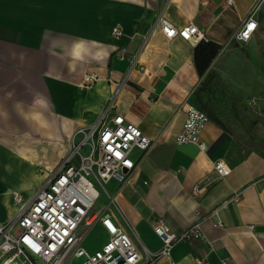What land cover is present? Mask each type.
<instances>
[{
  "label": "crops",
  "instance_id": "0c3cea01",
  "mask_svg": "<svg viewBox=\"0 0 264 264\" xmlns=\"http://www.w3.org/2000/svg\"><path fill=\"white\" fill-rule=\"evenodd\" d=\"M253 3L0 0V222L17 212L16 193L28 201L43 184L47 175L41 180L35 171L39 157L56 144L70 147L76 130L94 124L122 84L115 112L139 126L152 145L132 152L137 168L110 209L120 226L147 256L162 248L154 231L159 220L181 233L201 221L204 237L176 244L158 264H264V158L213 119L201 135L206 152L174 142L186 107L197 106L200 85ZM160 14L179 28L195 23L204 37L165 39ZM116 26L122 37L113 35ZM141 48L142 68H132ZM86 75L99 78L91 90L82 87ZM31 116H49V122ZM219 159L231 172L211 181ZM109 189L115 193L119 184L112 181ZM96 229L106 240L102 227Z\"/></svg>",
  "mask_w": 264,
  "mask_h": 264
},
{
  "label": "built area",
  "instance_id": "2783aa9c",
  "mask_svg": "<svg viewBox=\"0 0 264 264\" xmlns=\"http://www.w3.org/2000/svg\"><path fill=\"white\" fill-rule=\"evenodd\" d=\"M171 1L168 0V3ZM226 2L231 5L233 0ZM262 22L264 0H254L230 42L251 41ZM157 24L167 40L196 42L204 37L193 22L179 28L160 14ZM249 25L254 27L249 29ZM113 35L122 37L124 31L116 26ZM149 38L151 36L145 41ZM142 48L132 56V68H142L139 63ZM120 54L126 56L127 49L123 47ZM98 79L96 75H86L84 82L95 83ZM122 87L119 84L114 88L94 124L76 130L68 153L47 175L35 195L26 201L15 194L19 206L17 212L10 219L0 222V264H74V259H83L81 264H158L176 244L204 237L201 221L194 222L181 233L159 220L154 231L162 240V248L146 256L111 212L119 191L131 183L137 168L132 152L134 149L146 152L152 145V139L139 126L128 121L122 113L115 112ZM210 121L211 117L205 110L188 105L182 129L174 142L195 144L206 152L208 145L201 135ZM230 172L225 161L216 160L210 180H222ZM112 181L119 184L115 193L109 192ZM103 193L107 203L98 206ZM217 211L215 209L213 213ZM98 225L107 234V239L103 240L100 248L92 251L86 247L85 241ZM217 225L223 226L222 222ZM251 228L254 229V226ZM203 262V259L198 260L199 264Z\"/></svg>",
  "mask_w": 264,
  "mask_h": 264
},
{
  "label": "rangeland",
  "instance_id": "374dc122",
  "mask_svg": "<svg viewBox=\"0 0 264 264\" xmlns=\"http://www.w3.org/2000/svg\"><path fill=\"white\" fill-rule=\"evenodd\" d=\"M96 84L85 83L82 87L91 90ZM196 102L201 110L215 114L248 152L264 158V22L251 41L239 43L233 40L226 46L214 69L200 85ZM30 118L36 121L46 118V123L49 122V116ZM13 119L18 123L17 117H9L10 121ZM68 150V141L47 148L45 158L39 157L40 162L34 167L38 177L42 180L53 172ZM106 203L103 193L98 206ZM102 236L94 229L85 241L86 247L92 251L100 248ZM73 262L81 264L83 259H74Z\"/></svg>",
  "mask_w": 264,
  "mask_h": 264
},
{
  "label": "trees",
  "instance_id": "16d2710c",
  "mask_svg": "<svg viewBox=\"0 0 264 264\" xmlns=\"http://www.w3.org/2000/svg\"><path fill=\"white\" fill-rule=\"evenodd\" d=\"M209 115H210L211 119H213L219 125H221L222 127H226L225 124L215 114H213L212 112H209Z\"/></svg>",
  "mask_w": 264,
  "mask_h": 264
},
{
  "label": "snow or ice",
  "instance_id": "6c2138e0",
  "mask_svg": "<svg viewBox=\"0 0 264 264\" xmlns=\"http://www.w3.org/2000/svg\"><path fill=\"white\" fill-rule=\"evenodd\" d=\"M252 27H254L253 25H249V29H251ZM245 35H247V33H245Z\"/></svg>",
  "mask_w": 264,
  "mask_h": 264
}]
</instances>
